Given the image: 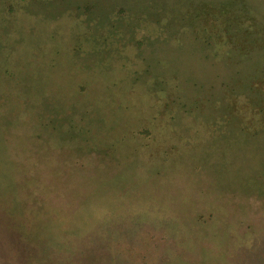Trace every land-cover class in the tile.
<instances>
[{
    "label": "rangeland",
    "instance_id": "obj_1",
    "mask_svg": "<svg viewBox=\"0 0 264 264\" xmlns=\"http://www.w3.org/2000/svg\"><path fill=\"white\" fill-rule=\"evenodd\" d=\"M7 1L0 0V5ZM86 1L52 0L36 21L30 22L37 23L39 35H45L44 26L53 23L56 39L66 47L57 66L48 69L76 70L80 78L91 73L87 88L95 82V70H104L110 61L116 69L114 66L124 61L135 71L130 72L132 82L120 83L132 84L142 92L153 78H160L165 93H172V100H184L186 107L193 105V111L191 117H179L168 127L160 125L157 136L149 138L153 152L140 154L118 147L111 158L105 152L98 159L86 158L72 178L55 177L53 170L49 182L39 183L43 177L39 175L34 182L23 180L12 188L10 181L1 177L7 174L10 180L11 172L1 165L0 264H264V131L230 124V105L238 103L242 108L247 101L243 99L251 93L245 89L246 83L232 73L224 53L214 52L217 55L204 62L196 42L185 34L177 35V40L169 39L161 49H152L155 46L150 42L158 39H154L156 29L150 24L157 15L154 10L139 9L144 0H114L134 11L114 16L110 12L106 16L117 26L113 30L102 26L101 35H106L108 42L123 45L119 54H112V60L85 50L68 51L71 20L80 23L73 19L77 11L72 5L90 3L95 13L98 6L111 2L83 3ZM244 2L264 23V0ZM10 3L16 12L8 15L0 11V25L4 21L1 16H11L10 26L17 31L5 38L24 44L29 35L36 34L28 32L23 11L26 6H40V1ZM84 17L79 14L85 22ZM140 19L138 25L144 27H136L131 34V23ZM142 34L147 38L141 37L142 45L137 49L131 38ZM180 40L181 47L172 49L171 42ZM96 61L97 66L93 64ZM145 61L150 64L149 71L142 72ZM242 70L252 69L241 65ZM176 72L177 85L170 78ZM55 77L54 85H58L59 75ZM220 78L227 82L226 87L218 85ZM192 79L197 83L193 84ZM103 80L97 76L94 87L101 89ZM173 84L175 87H171ZM236 84L233 94L230 87ZM91 91L87 90V97L81 99L115 100L108 99V94V98L101 94L90 97ZM67 93L73 96L72 89ZM138 96L146 100L141 93ZM154 100L158 104L156 100L161 99ZM23 139L19 137L17 144ZM76 142L69 140L68 148ZM48 162L56 165L51 159L44 160L43 165L48 166ZM6 189L11 192L8 196Z\"/></svg>",
    "mask_w": 264,
    "mask_h": 264
},
{
    "label": "trees",
    "instance_id": "obj_2",
    "mask_svg": "<svg viewBox=\"0 0 264 264\" xmlns=\"http://www.w3.org/2000/svg\"><path fill=\"white\" fill-rule=\"evenodd\" d=\"M39 1L40 6H26L23 11L28 32L36 34V37L29 35L24 44L5 38L17 31H12L11 16H8L15 14L16 7L12 6L10 0L0 5V11L8 13L6 18L1 16L4 21L0 25V33L3 34L0 37V166L11 172L10 180L7 174L1 177L10 181L12 188L23 180L34 182L39 175H43L39 183L49 182L50 171L53 170L57 174L55 177L72 178L71 175L82 168L86 158L98 159L103 152L111 158L112 151L118 147L121 150L128 147L144 154L155 149L151 147L149 138L157 136L156 130L162 127L160 125L168 127L169 123L177 122L179 117H191L193 105L190 104L192 108H189L184 106V100H172V93L166 94V87L160 78H153L141 88L142 92L136 91L132 84L126 86L133 77L130 72L135 71L127 62L121 61L113 69V62L110 61L104 70H95V82L89 83L87 88L85 85L89 81L88 76H93L91 73L80 78L76 70L48 69L57 66L66 47L56 39L53 23L44 26L45 35L37 34V23H30L36 21L42 8L52 0H44L45 3ZM111 2L96 6L95 13L90 3L72 5L73 10L77 11L73 19L76 18L80 23L71 20L68 34L72 43L68 51L74 53L85 50L98 58L109 56L107 61L112 60L113 53L121 52L122 48L119 47L122 44L108 42L107 36L101 35L104 32L102 26L108 25L111 30L116 28L117 25L106 20L110 12L114 16L134 10H131V6L125 8L117 1ZM144 8L154 10L157 15L150 24L151 28L156 29L153 32L154 39H158L150 42V45L155 46L152 49H161L169 39L177 40V35L185 34L184 37L196 42L204 62H209L210 57L217 55L215 53H224L231 64L232 73L246 83V90L251 91L243 99L247 101L241 105L242 108L236 102L239 106H228L232 115L230 124L239 129L251 128L254 131L259 127L264 131V23L252 13L250 6L244 0H144V5L141 4L139 9ZM80 13L85 16V22L80 20ZM140 23L141 19L131 23V34L136 32V27H144L138 25ZM141 37L145 38L146 35L131 38L137 49L142 45ZM181 44L180 40L170 45L172 49H179ZM50 47L53 49L52 54L49 52ZM140 59L142 61L143 57ZM98 63L96 61L93 64L97 66ZM142 65L145 69L142 72L149 71V62L145 61ZM241 65H248L252 70L239 71ZM57 74L59 83L54 85ZM177 74L173 73L170 77L175 85L179 83ZM97 76L104 78L101 89L94 87ZM192 80L193 84L197 83L196 79ZM123 81L126 85L120 83ZM218 85L224 86L227 82L220 78ZM68 89H72L73 96L66 94ZM236 89L237 84L230 87L233 94ZM87 90H92L90 97L101 94L108 98V94V99L115 100H82L81 96L87 97ZM140 93L146 100H141L138 96ZM157 98L161 99L156 100L158 104L154 100ZM140 121L137 126L136 123ZM19 137L24 139L17 144ZM71 139H77V142L68 148L67 143ZM37 147L41 148L36 153ZM20 150L25 152L19 154ZM165 151L166 148L163 149ZM46 159L53 160L56 165L48 162V166H44ZM70 168L77 170L71 172ZM3 186L6 188L7 185L4 183ZM11 187L10 191L13 192ZM10 191L6 189L4 193L8 196ZM33 203L39 204L38 201Z\"/></svg>",
    "mask_w": 264,
    "mask_h": 264
}]
</instances>
